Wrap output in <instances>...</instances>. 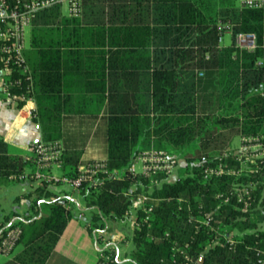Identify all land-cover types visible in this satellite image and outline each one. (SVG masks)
Returning a JSON list of instances; mask_svg holds the SVG:
<instances>
[{
    "label": "trees",
    "instance_id": "1",
    "mask_svg": "<svg viewBox=\"0 0 264 264\" xmlns=\"http://www.w3.org/2000/svg\"><path fill=\"white\" fill-rule=\"evenodd\" d=\"M219 23L231 26L232 41L223 46ZM30 33L23 54L41 142L60 141L64 114H107L105 162L116 174H101L77 191L89 232L134 215L129 264H256L255 248L264 243V231L255 230L261 215L235 210L231 202L216 209L212 224L234 231L232 246L200 222L234 178L205 180L203 168L236 135L264 129V7L236 0H83L78 15L63 14L60 4L38 11ZM238 33L254 34L255 48L237 46ZM26 75L15 68L7 77L13 93H26ZM22 105L18 100L16 107ZM145 149L183 159L177 177L159 174L163 181L152 185L149 177L128 173ZM61 160L62 175L75 177L80 151H62ZM27 169L33 161L11 153L0 135V181ZM50 185L39 182L26 195L24 216L11 223L21 228L18 264H45L76 217L75 203ZM139 193L154 200L126 214Z\"/></svg>",
    "mask_w": 264,
    "mask_h": 264
},
{
    "label": "built area",
    "instance_id": "2",
    "mask_svg": "<svg viewBox=\"0 0 264 264\" xmlns=\"http://www.w3.org/2000/svg\"><path fill=\"white\" fill-rule=\"evenodd\" d=\"M83 0H0V94L6 106L15 105L18 100L23 101L19 108L21 112L32 118L35 106L26 108V104L34 102L32 93L31 75L25 63L24 49L25 28L30 27L36 13L54 4L67 6L68 15H78L81 11ZM238 5L246 8H262L264 0H237ZM219 46L223 43L224 36L231 34L229 23L218 24ZM235 44L240 48L252 50L256 46V38L252 33H238L235 36ZM17 68L27 73L26 93H13L10 90L11 81L7 77ZM201 74V73H200ZM16 82V81H15ZM28 94V95H26ZM237 145L231 144L218 155L214 163L203 168V179L223 175H234L227 189L216 192L219 204L215 209L204 212L201 224L212 229L224 241L232 246L235 243L233 232H221L213 226L212 221L217 213L216 209L227 203H234L235 210L249 211L252 216L261 215L255 230L264 231V129L253 134H239ZM62 148L59 142L43 143L39 141L33 146V156L28 157L34 163V169L24 171L19 175L10 174V181L30 180L32 182H47L50 184L67 183L73 190L78 191L84 183L95 184L99 175L113 177L116 171L109 170L105 160H93L78 167L75 177L56 175L54 168L61 167ZM140 164V169L136 165ZM179 166V158L164 149H145L138 152L134 160L128 166V173L132 175L142 174L149 177L152 185H159L163 179L159 174L167 175L169 179L172 172ZM146 200H154L150 195L139 193L134 199V208L126 214L131 215L134 209L141 206ZM152 205L144 206L148 213ZM133 227H138L135 216L132 215ZM21 228L18 225H6L0 231V254H10L18 243ZM113 246H106L100 253L94 264H112L118 261V254ZM255 263L264 264V243L255 248Z\"/></svg>",
    "mask_w": 264,
    "mask_h": 264
},
{
    "label": "crops",
    "instance_id": "3",
    "mask_svg": "<svg viewBox=\"0 0 264 264\" xmlns=\"http://www.w3.org/2000/svg\"><path fill=\"white\" fill-rule=\"evenodd\" d=\"M231 41V34H226L221 46L231 43ZM31 106L36 107L35 100L34 102L26 104V108ZM23 113L21 112L20 114L19 108H17L15 105L6 106L3 103L2 95L0 94V135L8 143L11 153L20 154L24 158H28L33 156V146L41 141V129L38 123L32 121V118H29ZM106 115L107 114L105 111H102L96 116L82 114L63 115L62 138L59 141V145L62 148V151L65 152L76 150L80 151V166L85 165L89 161L106 159ZM84 124H87V127L84 130L85 133L82 134V131H80L76 126H82ZM100 127H104V144L102 142L100 147L99 144H97L95 148L93 146L91 147L90 142H92L93 138H98V130ZM68 129L73 131L72 134L67 133L70 131ZM99 136L102 138L101 134ZM75 139H80L81 141L75 142ZM54 173L58 176L62 175L60 168H54ZM7 182L10 183L19 181L7 180ZM37 184L38 182H32L29 180L30 188L22 187L23 193L18 195L16 199H20L21 196H26L27 194L31 193ZM49 188L56 192V194H58L60 197H67L69 200L76 203L78 206L77 209L82 210V212L79 213L76 208V210H73L76 217L68 220L66 227L60 235L45 264H94L97 258L100 256L101 251L109 245L115 248L114 250L118 254V262L129 264V253L127 255L124 251H122L121 256H119V245L123 244L121 241L122 237L114 235V239L108 238V240H103L105 231L108 229L107 223L104 228L94 229L92 233L89 232L88 228L83 223V220H85V215L83 213L85 210L84 205L83 203H79L80 197L75 196L72 193V191H77L73 190L71 185L67 183H58L51 184ZM29 204L30 202H28L27 209ZM25 212L21 214L14 213L11 215H5L4 219L0 220V231L4 226L11 224L16 219L22 218ZM131 225L133 228V223ZM96 233L98 234L99 239H97L95 236ZM98 242H102L103 244L99 246ZM126 244H129V242L127 241ZM18 246L19 250L14 254L13 251L7 255L0 254V264H18L13 259L14 255L22 249L21 244H18Z\"/></svg>",
    "mask_w": 264,
    "mask_h": 264
},
{
    "label": "rangeland",
    "instance_id": "4",
    "mask_svg": "<svg viewBox=\"0 0 264 264\" xmlns=\"http://www.w3.org/2000/svg\"><path fill=\"white\" fill-rule=\"evenodd\" d=\"M237 2V0H236ZM238 4V2H237ZM62 12L63 14L67 15L68 14V10H67V6L63 5L62 7ZM30 27H26L25 28V44L26 46H28L29 44V40H30ZM79 128L80 131H82V134L85 133V128L87 127V124L84 125H79L76 126ZM104 127H100L98 132V138H93L92 142H90L91 147L93 146L95 148V146H97V144H100L103 142L104 144ZM70 130V129H68ZM72 130L68 131V134H72ZM102 135V138L99 135ZM82 140V138H81ZM80 139H75V142L77 141H81ZM238 140L239 137L238 135H236L233 140H232V144L233 145H237L238 144ZM184 164V160L179 158V166L172 172V174L169 177V180H173L177 177L178 175V169L181 165ZM137 169H140V164L136 165ZM22 187H29V180H24V181H19V182H5V181H0V220H3L5 215H11L14 213H23L26 211L27 209V205L28 202H30V198H28L27 196H21L20 199H16V197L18 195H20L21 193H23L22 191ZM72 193L75 196H79L77 192H73ZM79 203L82 204V201L79 200ZM76 208H78L77 204L75 203ZM76 210V209H75ZM108 224V229L107 231H105V236L103 240H108V238L110 239H114V235L120 236L122 237V243L121 245H119V256H121V252L124 251L127 255L130 252L131 248H132V241H131V234H132V221L126 220L124 222L120 221V222H113V221H107ZM127 241L129 242V244H126ZM99 246H101L103 243L102 242H98ZM125 244V246H124ZM124 249V250H123ZM19 250V246L17 245L14 250H13V254L15 252H17ZM0 260H1V256H0Z\"/></svg>",
    "mask_w": 264,
    "mask_h": 264
}]
</instances>
